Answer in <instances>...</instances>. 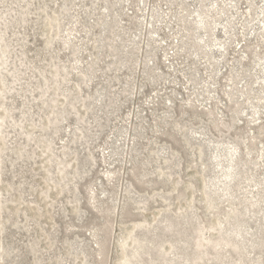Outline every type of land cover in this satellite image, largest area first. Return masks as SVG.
I'll return each mask as SVG.
<instances>
[{
  "label": "rangeland",
  "instance_id": "obj_1",
  "mask_svg": "<svg viewBox=\"0 0 264 264\" xmlns=\"http://www.w3.org/2000/svg\"><path fill=\"white\" fill-rule=\"evenodd\" d=\"M0 264H264V0H0Z\"/></svg>",
  "mask_w": 264,
  "mask_h": 264
}]
</instances>
